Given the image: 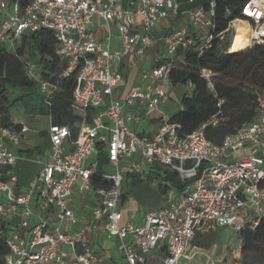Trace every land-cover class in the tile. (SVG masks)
I'll list each match as a JSON object with an SVG mask.
<instances>
[{
  "label": "built area",
  "instance_id": "built-area-1",
  "mask_svg": "<svg viewBox=\"0 0 264 264\" xmlns=\"http://www.w3.org/2000/svg\"><path fill=\"white\" fill-rule=\"evenodd\" d=\"M137 2L136 7L124 9L118 0L104 4L32 0L22 8L17 1L0 0V48L6 43L13 48L31 32L51 31L59 55L67 61L60 76L76 72L80 81L73 91L72 107L82 117L75 124V138L71 125L50 124L49 160L22 192L3 178L10 170L0 171V218L7 223L10 217L20 216L19 226L28 232L27 237L19 230L8 235L9 253L2 264H150L156 262L155 250L163 254L160 264H179L197 236L225 226L238 233L245 227L252 230L264 218V95L257 97L255 119L227 134L221 143H214L204 133L208 124L218 123L216 117L182 137L180 125L170 122L160 108L168 96L169 74L178 49L188 48L198 39L200 54L211 46L215 0L184 12L177 0ZM241 15L261 32L254 44L264 42V0H247ZM94 16L102 18L108 28L115 24L121 49L110 47V33L105 44L98 42L91 30ZM179 16H184L185 23L162 38L166 60L142 72V80H149L146 88L132 89L117 98L115 91L122 80L117 67L122 58L143 54L154 43L155 27ZM28 74L49 104L56 85L41 79L38 69H30ZM201 76L214 90L213 74L202 69ZM137 105L160 117L153 132L144 134L131 127L139 122V116L132 113ZM27 131L24 125L15 129L0 121V168L15 165L19 155L11 146H19ZM123 162L136 173L145 166H165L177 173L183 188L173 190L163 205L147 211L140 222L123 223ZM96 177L107 184L95 186ZM75 191L82 204L91 205V219L76 215ZM90 193H94L95 204L87 202ZM33 216L39 220L31 225ZM80 221L82 225L77 227ZM100 237L117 239L113 263L103 249H94L93 241ZM239 242L237 251L240 238Z\"/></svg>",
  "mask_w": 264,
  "mask_h": 264
},
{
  "label": "trees",
  "instance_id": "trees-1",
  "mask_svg": "<svg viewBox=\"0 0 264 264\" xmlns=\"http://www.w3.org/2000/svg\"><path fill=\"white\" fill-rule=\"evenodd\" d=\"M12 1H17L24 8L32 0ZM246 1L215 0L211 46L200 54L196 49L201 41L198 39L188 48L178 49L175 54V65L169 74L170 85H191L189 91L181 95V108L169 118L170 122L180 125L178 133L182 137L188 136L202 124L209 123L213 117H216L218 123L208 124L204 128V133L214 143H221L227 134L235 132L244 123L255 119L257 97L264 95V42L251 46L259 38L249 33L251 47L231 49L230 37H228L231 21L232 33L240 31L241 28L251 32V26L241 15ZM24 47L27 48L30 57L37 59L40 78L55 84L57 88L47 104L37 82L29 74L16 78L0 77L1 123L19 129L20 126L11 121L9 108L12 103L9 101V93L17 89L18 94L14 101L25 102L26 98H31L32 89L37 88L38 95L44 103L41 113L49 115L53 124L71 125L72 136L75 138L77 136L75 124L82 118L81 113L72 107L73 91L80 85L76 72L68 77L60 76L67 67V61L59 55L57 40L49 30L42 29L23 35L17 49L19 54H22ZM2 50L8 51V48L3 46L0 48V51ZM202 69L209 70L213 74L214 90L207 87L206 79L201 76ZM30 109L26 107V110ZM90 120L89 113L88 121ZM102 158L103 153H101ZM161 166L155 164L149 167L150 172L162 180L161 183H157L159 190L162 193L166 189L181 190L183 184L177 173L168 168L160 171ZM154 167L156 169L152 170ZM126 177L136 178V175L128 172ZM138 180L142 181V178L132 181L133 185ZM93 184L105 185L107 182L96 177L93 179ZM127 198L128 193L124 189L122 203ZM9 229L8 224L0 218V264L9 253L6 243ZM239 238L241 239L240 264H264V218L252 230L248 227L241 229Z\"/></svg>",
  "mask_w": 264,
  "mask_h": 264
},
{
  "label": "crops",
  "instance_id": "crops-1",
  "mask_svg": "<svg viewBox=\"0 0 264 264\" xmlns=\"http://www.w3.org/2000/svg\"><path fill=\"white\" fill-rule=\"evenodd\" d=\"M99 4H104L108 2V0H95ZM179 4L180 12H184L186 10L194 9L198 6L205 5L207 1L205 0H177ZM118 5L121 8H134L138 5L137 0H118ZM2 14L0 13V21L2 19ZM185 23L184 16L174 17L167 20L161 21L154 29L153 32V45L147 47L143 54L141 55H127L122 58L117 70L122 75V80L115 91V96L119 99H122L130 90L132 89H145L149 80H142V72L145 69H149L152 66L158 65L164 60L168 55L164 48L162 38L174 31L175 29L179 28ZM91 30L96 36L98 42L101 44H105L106 36L110 33V40L109 44L112 49H121L122 48V39L116 29L115 24L111 23L109 28L107 27L105 21L100 18L99 16H94L93 18V25L91 26ZM7 43L3 46L6 47ZM9 50V46L6 47ZM139 78V79H138ZM170 86V88H169ZM188 86V85H187ZM172 87V88H171ZM189 87V86H188ZM168 94H170L171 90H174V86L167 84ZM190 89V87H189ZM14 91V89H13ZM11 93V91H10ZM9 93V94H10ZM17 95V94H16ZM182 95V94H181ZM180 95V98H181ZM168 97V96H167ZM14 99L9 101L12 105L15 103ZM169 102L168 99L162 104H167ZM9 108V112L11 114V108ZM146 106H136L132 109V113L139 116V122L133 123L131 125L137 132L148 134L153 132L155 128L161 123V119L157 113L148 114ZM129 110L125 109V112ZM25 108V113H26ZM177 112V111H176ZM175 113V112H174ZM173 113V114H174ZM171 114L169 117H171ZM49 117V121L51 124V118ZM168 117V118H169ZM12 122L15 125L26 126L28 131L24 133L23 139L19 146H11L12 151L19 155L18 160L16 161L15 165L12 168H0V171L5 173L10 170L9 174H4V177L9 184L17 191L22 192L26 186L38 175V173L42 170L43 165L49 160L50 154V139L48 130H39L35 132V128H32L27 121L15 117L11 115ZM69 149V146H66ZM123 173L126 176L128 172H133L129 169L127 162L122 163ZM6 171V172H7ZM9 175H13L15 180H12ZM124 176V177H125ZM146 179H151L154 174L150 172V170L146 171L145 174ZM143 179V178H142ZM143 181V180H142ZM150 181V180H149ZM162 181V180H161ZM155 185L158 186L153 180L148 183H142L140 185H136L137 189L133 195V197H129L122 203L121 210H122V222H131L136 224L142 220L145 213L150 209L157 208L163 205L166 202V199L169 196L162 195L163 193L166 194L170 191V189H166L163 193L157 192L155 189ZM173 190V189H172ZM90 195V194H89ZM87 196L88 201L91 203L90 196ZM163 196V197H162ZM81 195L78 192H74L73 194V201H74V210L77 216L85 215L87 218L91 219L92 213L90 212V208L87 206L88 203L82 204L80 202ZM87 200V199H86ZM87 207V208H86ZM31 208L34 210L35 202L31 203ZM21 208L18 209V212L21 213ZM52 215L47 214V218L51 219ZM31 225L38 222V217H31L30 219ZM21 217H10L7 219V224L9 226V234L15 230H19L22 234L27 237L28 232L26 229L21 228L20 225ZM82 222L80 221L77 227L81 226ZM229 227V226H225ZM218 228V227H217ZM215 228L214 230H216ZM232 228V227H230ZM233 229V228H232ZM211 230V231H214ZM235 230V229H233ZM209 231V232H211ZM209 232L199 235L193 242L192 248L188 253L187 257L181 258L183 261L189 262L191 260V256L199 255V258H204L206 261H215L220 263L221 260H225L226 250L229 247L224 246V249L221 250L220 254L216 257L213 255V251L215 248V243L213 242V234L209 235ZM117 243V239H106L100 237L93 241V247L95 250L103 249L104 253L110 256L109 262L113 263L116 260V250L113 247V244ZM235 248V247H234ZM234 248L228 251V254H234ZM161 253V252H160ZM180 259V260H181ZM180 262V261H179Z\"/></svg>",
  "mask_w": 264,
  "mask_h": 264
},
{
  "label": "rangeland",
  "instance_id": "rangeland-1",
  "mask_svg": "<svg viewBox=\"0 0 264 264\" xmlns=\"http://www.w3.org/2000/svg\"><path fill=\"white\" fill-rule=\"evenodd\" d=\"M207 3H209L212 0H205ZM232 22V21H231ZM230 22V24H231ZM229 24V25H230ZM252 34V32H249V30H245L243 28L240 29L238 32H233L232 29L229 26V34L228 37H230V43L229 47L231 49H245L250 47L252 42L249 40L248 35ZM253 35V34H252ZM19 42L14 45L13 48L9 49L8 51H0V77H12L16 78L21 75H27L28 71L30 69H38V62L36 58L30 57L28 50L26 47L23 48L22 54H19L17 51L19 47ZM254 43L251 45L253 46ZM8 47V45H6ZM139 79V78H138ZM174 90H171L170 94H168L167 99L169 102L167 104L161 105V110L165 114V117H169L174 112L178 111L181 108L180 104V95L188 92L189 87L187 85H177L174 86ZM170 88V86H169ZM172 88V87H171ZM18 94L17 89L11 90L10 100L14 99V97ZM37 88L32 89V95L31 98H26L25 102H22L21 100L14 101L15 103L12 105L11 108V115L15 117H19L25 121H27V124H29L32 128H35V132L39 130H45L47 131L50 126L49 117L45 113H41V107H44V103L41 100V97L38 95ZM29 107L30 110H26L25 108ZM138 157L133 156L132 159L134 161H137ZM150 166H145L143 170L140 173L133 172L134 175H136V178H143V181H136L133 185L132 181H134L136 178H127L125 175L123 180V186L125 191H127L129 197H133L137 186L142 183H148L153 180L155 183H161V180L157 176H153L151 179H146L147 176H145L146 171H148ZM162 169H165L167 167L161 166ZM156 167L152 168V170H155ZM150 180V181H149ZM157 192L162 193L158 186L155 185L153 188ZM172 189L164 195L170 196L172 193ZM90 201L91 204H95V197L94 193H90ZM163 197V196H162ZM89 208L91 205L88 203L87 205ZM87 208V207H86ZM213 234V242L215 243V248L213 251L214 257H216L218 254H220L221 250L224 249V246L229 247L226 250V256L227 258L225 260H221L220 263H217L215 261H206L204 258H199V255H192L191 260L189 262L180 260L179 264H240L241 261V253L240 251H237L239 247V233L233 230L230 227H218L216 230L209 232V235ZM235 247V248H234ZM234 248L236 252L231 255L228 254V251ZM102 251V250H101ZM153 254L157 257L156 262H151L150 264H160L163 259V254L158 252L157 250L153 251ZM122 264H124L123 261H121Z\"/></svg>",
  "mask_w": 264,
  "mask_h": 264
},
{
  "label": "bare ground",
  "instance_id": "bare-ground-1",
  "mask_svg": "<svg viewBox=\"0 0 264 264\" xmlns=\"http://www.w3.org/2000/svg\"><path fill=\"white\" fill-rule=\"evenodd\" d=\"M251 32L257 37V38H261V32H257L255 31L252 27H251ZM263 32V31H262Z\"/></svg>",
  "mask_w": 264,
  "mask_h": 264
},
{
  "label": "water",
  "instance_id": "water-1",
  "mask_svg": "<svg viewBox=\"0 0 264 264\" xmlns=\"http://www.w3.org/2000/svg\"><path fill=\"white\" fill-rule=\"evenodd\" d=\"M251 47V46H250ZM249 48V47H248Z\"/></svg>",
  "mask_w": 264,
  "mask_h": 264
}]
</instances>
